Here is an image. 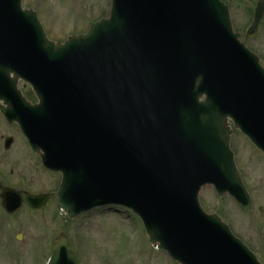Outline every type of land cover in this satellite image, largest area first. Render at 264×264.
<instances>
[{
  "label": "water",
  "instance_id": "1",
  "mask_svg": "<svg viewBox=\"0 0 264 264\" xmlns=\"http://www.w3.org/2000/svg\"><path fill=\"white\" fill-rule=\"evenodd\" d=\"M263 15L260 0L247 35ZM0 101L41 165L61 173L55 196L67 220L121 207L177 264H260L198 201L212 186L250 210L228 119L264 154V69L219 0H111L108 18L63 43L21 0H0ZM2 196L7 213L19 209L20 194ZM48 197L26 201L38 209ZM47 264H78L65 237Z\"/></svg>",
  "mask_w": 264,
  "mask_h": 264
},
{
  "label": "rangeland",
  "instance_id": "2",
  "mask_svg": "<svg viewBox=\"0 0 264 264\" xmlns=\"http://www.w3.org/2000/svg\"><path fill=\"white\" fill-rule=\"evenodd\" d=\"M222 1L230 6L234 26L244 29L247 11L257 0ZM22 7L37 14L49 40L61 43L70 35L85 34L91 24L106 18L110 0H22ZM257 39L264 66V22L259 26ZM20 88L24 92L29 91L23 83H20ZM227 126L232 130L229 146L250 197L251 209L245 211L227 195L217 197L209 186L202 188L199 201L206 213L216 214L264 264V154L255 150L234 130L229 120ZM38 175L43 185L39 190L30 191L47 192L52 179L47 181L43 178L40 168ZM51 206L47 211L53 210L55 216H51L46 209L31 212L22 208L15 216L5 220L0 264H46L53 243L61 236L66 238L68 249L79 264H175L165 253L151 246L141 222L127 210L117 207L96 209L65 222L57 214V209ZM19 235L21 238L18 241Z\"/></svg>",
  "mask_w": 264,
  "mask_h": 264
},
{
  "label": "flooded vegetation",
  "instance_id": "3",
  "mask_svg": "<svg viewBox=\"0 0 264 264\" xmlns=\"http://www.w3.org/2000/svg\"><path fill=\"white\" fill-rule=\"evenodd\" d=\"M253 9L247 11V17L244 21L245 28H240L234 26L232 23V27L235 33L239 34L240 41L244 44V46L252 52L259 60L260 64L263 66V57L259 54V45L257 35L259 34V28L257 31L250 36H246V31L250 27L253 22ZM231 15V10H230ZM264 22V16L261 20ZM259 27V26H258ZM238 30V31H236ZM263 44L262 40L260 39V44ZM261 44V46H262ZM264 45V44H263ZM264 67V66H263ZM25 86V85H24ZM27 87V86H25ZM29 91L24 92L20 85L18 86V90L22 99H24L30 105H34L36 103V97L32 93L29 87H27ZM2 108L6 109L5 106ZM0 116L2 118V132L0 134V243H2V230L4 226V222L7 219L12 218L16 215L22 208L28 209L31 212H38L41 210L47 211L49 205H53L51 207L57 209V214L61 216L64 220V217L60 214V210L58 207V202L55 196H51L48 201L42 205L37 210H32L27 205L25 195L32 194V195H42V194H53L55 193L61 181V175L58 173H51L44 170L40 166V158L38 154L34 153L28 143L26 142L23 134L21 133L20 127L15 120L11 122L6 119L3 114L0 112ZM39 168L41 169L42 174L44 175L43 178L52 179V182H48L51 184L50 189L47 192L37 191L32 192V189H40V182L39 177ZM48 181V180H47ZM3 190H12L16 193H20L22 199V205L20 209L14 214H7L3 208ZM30 191V192H27ZM47 212L51 213V216H55L53 210H48ZM50 216V215H49Z\"/></svg>",
  "mask_w": 264,
  "mask_h": 264
},
{
  "label": "bare ground",
  "instance_id": "4",
  "mask_svg": "<svg viewBox=\"0 0 264 264\" xmlns=\"http://www.w3.org/2000/svg\"><path fill=\"white\" fill-rule=\"evenodd\" d=\"M203 210V209H202ZM204 211V210H203ZM205 212V211H204ZM206 213V212H205ZM206 214H208V213H206ZM208 215H210V214H208ZM217 216V215H216ZM219 218V217H218ZM220 219V218H219ZM221 220V219H220ZM222 221V220H221ZM223 222V221H222ZM224 223V222H223ZM225 224V223H224ZM229 228V227H228ZM230 230V229H229ZM253 253V252H252ZM254 254V253H253ZM255 255V254H254ZM256 257V256H255ZM257 259V258H256ZM258 260V259H257ZM259 262V261H258ZM260 263V262H259ZM261 264V263H260Z\"/></svg>",
  "mask_w": 264,
  "mask_h": 264
}]
</instances>
